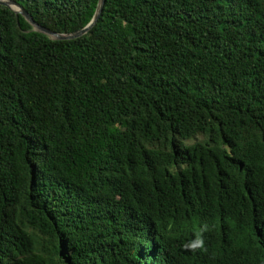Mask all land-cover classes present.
Segmentation results:
<instances>
[{
  "label": "trees",
  "instance_id": "trees-1",
  "mask_svg": "<svg viewBox=\"0 0 264 264\" xmlns=\"http://www.w3.org/2000/svg\"><path fill=\"white\" fill-rule=\"evenodd\" d=\"M0 264H264V0L0 5Z\"/></svg>",
  "mask_w": 264,
  "mask_h": 264
},
{
  "label": "water",
  "instance_id": "water-1",
  "mask_svg": "<svg viewBox=\"0 0 264 264\" xmlns=\"http://www.w3.org/2000/svg\"><path fill=\"white\" fill-rule=\"evenodd\" d=\"M103 3H104V0H98L96 10L93 14V17L84 27H82L81 29H79L75 32L58 33V32H54L52 30H49V29L35 23L31 19V17L27 14V12L20 5L15 3L14 1L0 0V5L6 6V7L10 8L11 10H13L15 13L22 15L28 21V23H30V25L33 27L34 30H37V31L47 35L51 39H56V40L72 39V38L79 37V36L83 35L84 33H86L94 25V23L98 19L99 15L102 11Z\"/></svg>",
  "mask_w": 264,
  "mask_h": 264
},
{
  "label": "clouds",
  "instance_id": "clouds-1",
  "mask_svg": "<svg viewBox=\"0 0 264 264\" xmlns=\"http://www.w3.org/2000/svg\"><path fill=\"white\" fill-rule=\"evenodd\" d=\"M202 243H203V241L200 240L199 237H197V239H196L194 242L189 243V244L187 245V247L190 248V249H194V248H196V247L202 245Z\"/></svg>",
  "mask_w": 264,
  "mask_h": 264
}]
</instances>
